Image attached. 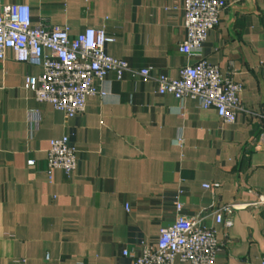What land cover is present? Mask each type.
Here are the masks:
<instances>
[{"label":"crops","instance_id":"obj_1","mask_svg":"<svg viewBox=\"0 0 264 264\" xmlns=\"http://www.w3.org/2000/svg\"><path fill=\"white\" fill-rule=\"evenodd\" d=\"M227 1L202 56L244 86L234 124L196 101L158 94L160 75L177 79L197 62L179 50L183 0H0V12L29 6L33 27L68 26L73 38L105 29L115 39L110 57L131 72L152 69L148 79L110 74L101 84L106 96L89 97L85 114L69 119L26 90V78L43 70L7 53L0 62V264H133L124 252L156 244L178 203L215 231V264H264V209L240 212L231 230L212 209L264 199V0ZM30 110L42 113L32 137ZM64 137L79 152L78 168L50 181V143Z\"/></svg>","mask_w":264,"mask_h":264},{"label":"built area","instance_id":"obj_2","mask_svg":"<svg viewBox=\"0 0 264 264\" xmlns=\"http://www.w3.org/2000/svg\"><path fill=\"white\" fill-rule=\"evenodd\" d=\"M227 7V0H183L186 36L179 50L197 62L181 68L177 79L160 75L157 84L158 94L172 95L179 101H196L205 110H216L225 124H234L242 111L244 86L202 56L209 33L219 26L221 14ZM114 42L105 29H88L73 38L68 26L33 27L32 10L27 5L3 6L0 12V62H5L11 51L16 62L41 68L42 75L26 78V90L32 92L39 103L51 105L69 119L85 114L89 97L106 96L101 84L110 74L117 80H123L127 73L145 79L151 77L152 69L131 72L126 61L110 57L106 47ZM41 116L40 110L29 111L31 137L38 130ZM260 144L264 145V134ZM78 153L68 137L51 141L47 156L49 180H53L56 171L70 178L78 168ZM28 165L34 167L35 160H30ZM203 188L215 189L208 184ZM258 199L249 206L217 207L213 203L217 223L230 230L233 210L264 207V199ZM126 210L129 212V206ZM176 211L174 224L160 230L156 244L141 243L138 253L130 255L125 251L124 256L131 257L133 264H215L221 252L215 231L203 226L200 218L183 215V204L178 203Z\"/></svg>","mask_w":264,"mask_h":264},{"label":"water","instance_id":"obj_3","mask_svg":"<svg viewBox=\"0 0 264 264\" xmlns=\"http://www.w3.org/2000/svg\"><path fill=\"white\" fill-rule=\"evenodd\" d=\"M264 207L260 206L258 208H253V209H250L248 207H238V208H235L233 210V214L231 216V219H232V227L234 226V222L236 220V217L237 215L240 213V212H244V211H248V210H251L254 214H256L257 212H260L261 210H263ZM232 229V228H231ZM230 229V230H231Z\"/></svg>","mask_w":264,"mask_h":264}]
</instances>
